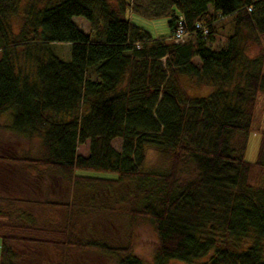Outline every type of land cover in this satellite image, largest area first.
<instances>
[{"label": "trees", "instance_id": "obj_1", "mask_svg": "<svg viewBox=\"0 0 264 264\" xmlns=\"http://www.w3.org/2000/svg\"><path fill=\"white\" fill-rule=\"evenodd\" d=\"M38 1L0 0V264H90L91 252L147 264L133 254L140 219L157 237L152 264H264V191L250 178L264 143L256 163L244 158L264 95V0ZM129 12L168 18L170 34L153 37ZM152 148L170 154L167 173L144 169ZM126 200L140 207L121 247L95 214Z\"/></svg>", "mask_w": 264, "mask_h": 264}, {"label": "rangeland", "instance_id": "obj_2", "mask_svg": "<svg viewBox=\"0 0 264 264\" xmlns=\"http://www.w3.org/2000/svg\"><path fill=\"white\" fill-rule=\"evenodd\" d=\"M113 2L114 9L119 5V0H110ZM141 2L142 4L148 3V0H130L131 5H135L136 3ZM47 0H39L38 5L39 6H46ZM132 13L129 12L128 19L136 26H139L143 29H145L147 32H149L153 37H160V36H167L170 34V28L168 26V18H156V19H146L139 15H130ZM16 18V17H14ZM18 20V18H16ZM15 21V20H14ZM19 21V20H18ZM74 23L78 26V28L82 29L83 32L90 34L92 32L91 25L88 23L84 18L81 17H75L73 19ZM231 28H226L221 31V33L225 34L230 31ZM20 30V27L18 26V22L14 24L13 32L18 33ZM103 30L101 29L100 34ZM251 44V43H250ZM56 50L58 54L65 60H68L71 58V47L68 44H60L56 46ZM248 52L250 56H255L257 53L260 52V49L253 48L252 45L248 46ZM182 85L184 89L192 96H205L206 95V88L202 85H197L193 81L182 78ZM4 120H8L9 116H4ZM8 122V121H7ZM264 143V95H260L257 98V103L254 109L253 113V121L251 125V130L249 132L245 152H244V158L246 161L250 163H256L259 159V154L261 150V146ZM245 144V136L244 134L238 135L232 145L235 148L233 155H241V151ZM113 146L117 150H121L122 147V141L120 139H117L113 142ZM78 152L81 155L87 156L89 154V143H86V145H81L78 148ZM171 166V156L168 152H163L158 149L152 148L147 151L146 161L144 165V169L146 172H163L167 173L169 171V168ZM82 175H88V176H94V177H101V178H116L115 174H106V173H99V172H93V171H82ZM251 183L255 185L258 189H263L264 191V167H255L252 175H251ZM126 186L123 187V190ZM80 192V195H85L87 192L85 188L83 189H76ZM83 197V196H82ZM133 197H131V200H133ZM84 198V197H83ZM119 199V195L116 197ZM85 199V198H84ZM66 200V199H62ZM130 200V201H131ZM86 201V200H85ZM85 201H83L84 204ZM82 204V202H81ZM136 205L137 207H140V204H133L131 201V204L129 200L120 202L117 201L115 204L111 207L114 208L112 211L113 213H110L111 215L105 216L103 213H96L95 215L99 217H95L96 222H105L107 227H111L110 229L113 231V236L115 237L116 241L118 240V243H116V246L126 247L128 237L130 233H132V226H131V220H130V214L129 209L130 207ZM142 207V206H141ZM88 208V207H87ZM118 211V212H114ZM99 228H102L101 224H98ZM105 234H109V231H104ZM133 254L140 259H142L147 264H152L156 253H157V237L154 232L152 224L148 220H138L137 223L134 225L133 229ZM2 253L1 248V239H0V256ZM85 259L90 262V264H116L114 261V258L111 257L110 259L106 256H102L99 253L91 252L87 253L85 256ZM204 262L202 260L199 263L200 264ZM80 264V263H78ZM170 264H188L181 261H172Z\"/></svg>", "mask_w": 264, "mask_h": 264}, {"label": "built area", "instance_id": "obj_3", "mask_svg": "<svg viewBox=\"0 0 264 264\" xmlns=\"http://www.w3.org/2000/svg\"><path fill=\"white\" fill-rule=\"evenodd\" d=\"M183 35H184V31H183V29H182V27H181V28H179V30H178L177 33H176V38H177V40L182 39V38H183Z\"/></svg>", "mask_w": 264, "mask_h": 264}, {"label": "crops", "instance_id": "obj_4", "mask_svg": "<svg viewBox=\"0 0 264 264\" xmlns=\"http://www.w3.org/2000/svg\"><path fill=\"white\" fill-rule=\"evenodd\" d=\"M85 156V155H84ZM1 244H2V242H1Z\"/></svg>", "mask_w": 264, "mask_h": 264}]
</instances>
